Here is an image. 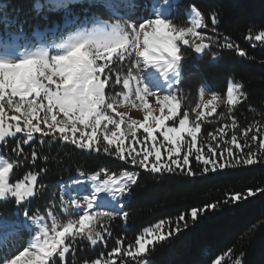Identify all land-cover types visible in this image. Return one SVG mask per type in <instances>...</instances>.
I'll return each instance as SVG.
<instances>
[{
	"label": "snow or ice",
	"instance_id": "obj_1",
	"mask_svg": "<svg viewBox=\"0 0 264 264\" xmlns=\"http://www.w3.org/2000/svg\"><path fill=\"white\" fill-rule=\"evenodd\" d=\"M161 2L167 3L168 0ZM55 3L57 6H64L65 0H55ZM153 3L155 4L156 0H153ZM108 6L113 9L114 14L127 17L137 16L139 11L138 0H108ZM192 11L195 16L191 27H175L168 19L160 17L158 11L151 13L155 18L140 17L138 26L137 23H129L127 19H95L72 26L58 42L53 40L50 43L20 49L15 57L0 55V141L22 133L26 139L13 150L19 151L20 147L33 140L35 134H41L70 143L80 150L99 152L102 148L104 153L121 161H130L133 166L161 174L179 172L194 176L192 157L204 166V173L209 171L208 166L213 170L224 169L229 166V162L254 164L251 149L245 153L243 144L237 142L238 137L235 134L230 140H226V129L218 130L219 135L211 137L213 141L219 139L223 143H210L206 150H202L203 145L198 144L197 135L201 131L200 121L206 117V112H196L193 121H190L187 111L183 112L181 117L178 115L179 103L176 95L169 93L161 96L159 90H150L144 83L141 73L150 65L180 75L183 59L180 54V42L185 46L190 45L195 53H201L209 46L203 43L206 39L204 33L198 31L206 27L205 18L195 8ZM216 24L217 20L213 17V32L216 31ZM188 37L192 39L189 40ZM207 39L212 40L211 37ZM255 40L264 42V31L259 32ZM223 47L232 49L233 45L229 43ZM235 51L241 56L246 55L239 47L235 48ZM115 60H127L128 67L122 75L117 73L115 85L122 83L123 91L113 96H124L128 99L135 94L137 103L134 107L138 106L143 112V119L129 118L118 109H110L115 115L101 114L103 109L100 104L106 99V85L112 84L109 66H114ZM40 97H44L48 102L47 115L43 114V105L36 106ZM149 97L156 98L159 115H154L156 106L149 104ZM240 97L241 85L229 83L228 105L238 103ZM69 101H72L71 106ZM216 101L217 96L213 94L205 108L211 105L210 111L215 112ZM7 110H11L13 115L9 116ZM228 110L231 112V107ZM126 116L128 119H125ZM175 120H178V126L166 124V121ZM141 129L142 133L139 131ZM261 131L264 132V128ZM157 132L162 139H158ZM244 136L246 140L249 138L248 130H245ZM251 139L255 140L256 137L251 136ZM259 143L264 147V140ZM32 157H37L35 151L32 152ZM13 164L14 162L8 160L0 162V199L11 198L23 207L27 200L34 198L33 186L38 181V175L30 172L26 179L13 183L10 179ZM102 175L106 178H102ZM87 179L91 181V193L83 197L87 202V214L85 204L82 206L76 202L78 199H73L70 205L83 214L79 215L78 220H69L59 230L54 222L51 228L44 225L42 221L46 217L43 215L30 214L25 209L24 217L40 225V231L27 247L18 251V254H13V251L22 242L25 230L30 231L28 225L0 220V264H52L56 256L61 259L66 257L70 244L77 237H86L92 246L104 241L105 235H110L105 221H111L122 210L103 211L98 222L92 215L93 209L100 206L102 200L115 202L129 193L130 185L138 179V173L126 170L117 176L101 168ZM244 198L246 197L240 194L229 197L234 201ZM217 207V204H206L199 209L193 207L190 216L195 222L198 216ZM113 208L115 209L114 203ZM123 215L127 217L128 213L124 212ZM187 215L189 214L184 213L178 217L176 228L170 230L169 234L181 231L180 222H184L185 228L188 227ZM163 227L164 221H161L155 228L145 229L151 239L139 236L135 240V253L125 252L121 247H116L114 252L135 259L136 254L145 252L146 244L166 239L164 235L159 234ZM91 264L101 262L97 259ZM115 264L122 262L117 260ZM237 264H240V261H237Z\"/></svg>",
	"mask_w": 264,
	"mask_h": 264
},
{
	"label": "trees",
	"instance_id": "obj_2",
	"mask_svg": "<svg viewBox=\"0 0 264 264\" xmlns=\"http://www.w3.org/2000/svg\"><path fill=\"white\" fill-rule=\"evenodd\" d=\"M171 7L166 18L175 27L185 23L190 9L200 11L206 25L203 43L209 45L198 56L193 48L179 43L183 59L176 86L178 115L182 117L185 111L191 115L187 98L198 89L216 94L219 104L213 115L200 121L198 144L206 150L210 143H223L219 139L213 141L211 137L218 136V130L226 129L225 139L230 140L235 134L245 153L251 149L255 163L229 162L228 167L218 170L208 166L209 171L204 173V166L192 157L194 176L179 172L161 174L133 166L130 161H121L104 153L102 148L99 152L80 150L70 143L41 134H35L33 140L19 151H13L26 137L22 133L9 137L0 142V153L4 158L16 157L15 162L11 158L14 162L11 181L23 180L30 172L38 175L33 186L34 198L27 200L23 207H16L14 200L0 202V217L14 221L22 218L25 209L30 214L46 215L52 207L51 202L60 197L56 184L77 174L89 176L101 168L116 175L126 170L138 173L120 214L111 221L105 219L110 235H105L104 241L95 246L76 240L70 244L66 257L56 256L52 264H91L97 259L104 264H115L117 260L122 264H141L142 261L149 264H237V261L240 264H264V191H257L264 190V147L259 143L264 140L261 131L264 128V42L255 40V36L264 31V0H171ZM83 9H86L85 0L69 1L58 9L48 0H0V16L7 19V22L0 21V40L15 31L27 37L35 32H45L55 23L61 25L66 17L80 16ZM213 17L217 20L215 32L212 31ZM229 43L233 45L232 49L223 47ZM237 47L246 55H239L235 51ZM229 83L240 84L242 91V97L231 107V112L226 104ZM245 130L250 133L247 140ZM33 151L37 153L35 159ZM249 192L253 194L248 195ZM236 194L246 198L229 199ZM206 204H217L218 207L201 214L193 222L191 208L199 209ZM124 212L128 213L127 217ZM15 213L20 215L13 216ZM184 213L189 214L186 217L188 227L180 222L181 231L169 234ZM161 221H164V227L159 234L166 239L155 240L147 246L145 253L136 254L133 259L114 252L116 247H121L125 252L135 253V240L145 229L154 228Z\"/></svg>",
	"mask_w": 264,
	"mask_h": 264
},
{
	"label": "rangeland",
	"instance_id": "obj_3",
	"mask_svg": "<svg viewBox=\"0 0 264 264\" xmlns=\"http://www.w3.org/2000/svg\"><path fill=\"white\" fill-rule=\"evenodd\" d=\"M69 1L82 2L84 0H78V1L65 0L64 6H66L67 2H69ZM85 1H86V9H83V12L80 16L75 15V16H71V17H66L63 20V23L61 25L55 23L53 25L54 27L52 29H47L45 32H35L31 37H27V36L22 35L21 33L16 32V31L9 33L8 35H6L4 40H0V55H10V56L15 57L18 55L20 49L35 47V46L42 44V43H50L53 40L58 42L59 39L64 34H66L67 30L69 28H71L72 26L78 25V24H84L86 22H90V21H93L95 19H108L109 21H115L117 19H120L123 21L124 19H127L129 23H137V26H138V22H141L140 17L148 18V19L155 18L154 15H151V17H147L146 12L141 13L142 7H145L146 9L150 8L148 1H150L151 5H152V10L150 9L151 13L158 11L159 16L162 18H166V15L170 12V10L172 8L171 7V0H168L167 3H162L161 0H156L155 4L153 3V0H138V2H139L138 15L132 16V17H127V16H124L121 14H114L113 9L108 6V0H85ZM48 3L51 5H54L55 9L62 7V6H57L55 3V0H48ZM37 7H40V6L38 5ZM192 9H190L187 12L186 21H185V23H181V24H183L181 27H191L192 26V21H193L194 16H195V13L192 11ZM0 21L1 22L2 21L7 22V19L2 18L0 16ZM203 30H205V29L204 28L198 29V31H201V32H203ZM205 37H206V35H205ZM142 39L143 38L141 37V41H142ZM188 39L191 40L192 38L188 37ZM203 42H205V41H203ZM187 47H191V46L189 45ZM141 62H142V58H141ZM109 67L111 68L110 75L112 77V84L106 85V90H107L106 99L104 100L103 103L100 104V108L103 109V112L101 114L107 113V114L115 115L114 113H111L110 109H118L116 106L119 103H121V102L127 103L129 101H132V102H134L133 103V107H134L136 105L137 101H136L135 94H133L128 99H125L124 96H121L118 98L113 96L116 93L123 91L122 83L119 86L115 85V78H116L117 73H120L122 75L123 73L126 72L127 67H128V61L126 60L124 62H120L118 60H115L114 66L110 65ZM148 68H149V70L146 68L143 70V72L141 74H142V76H144L145 85L150 90H153V91L159 90V93L161 96L169 94V93L174 94V95L177 94L176 86H177V83L180 79V75L178 76L177 73L164 71V74H166V73L167 74L164 75V79L161 82H158V80L156 79L154 74H152L150 67H148ZM226 96H227V94H226ZM211 98H212V94L208 93L204 89H198L193 94V96H188L187 107L191 108V111H192L191 115H189V116L194 117L193 119L191 118L192 120L189 117L190 121L195 120L196 112H198V111H205L206 116H211L215 113V112L210 111V109L212 107L211 105H208V107L205 108V104ZM148 100H149L150 105L156 106V111L154 112V115H159L160 114L159 113V106L156 105V98L155 97H149ZM239 100H240V98H238V102H239ZM177 102H178V98H177ZM218 104H219V101L217 99L216 108H217ZM226 104L228 107H232L235 105L234 104V105L229 106L227 103V98H226ZM40 105H43V110H44L43 114L47 115L48 102L44 97H40L36 101V106L39 107ZM118 110L121 111L122 109H118ZM7 111H8L9 116L13 115L11 110H7ZM164 112H165V114L167 113V108L164 109ZM128 116H131L133 119H143V112L140 109L133 108L129 112ZM128 116H126L125 119H128ZM204 119H202V121ZM166 124H168L169 126H178V120L166 121ZM139 131H140V133H142V129ZM156 135H157L158 139H162V137L159 136V132H157ZM186 139H190V138L186 137ZM0 155H1V153H0ZM11 158L14 160V162L16 161L15 156H12L10 158L9 157L4 158L1 155L0 156V162H2L4 160H8L9 162H12ZM26 177H27V175L23 179H26ZM87 177L88 176H85L82 174H77L73 177L67 178L66 180L60 181L56 184L57 188L60 191V197L58 198V200L56 202L55 201L51 202L52 207L50 208L49 212L46 215H44V217H46V219L44 221H42V223L44 225H46L48 228H51L52 223L54 222L57 225V228L59 230L60 227H62L63 224H66L69 220H73V219L78 220L79 215H82L83 213H82V211L76 209L75 206L70 205V203L73 202V199H78L76 202L81 203L82 206H84V204H85V214H87V202L83 200V197L85 195H90V193H91V181H89L87 179ZM102 178H106V177H103V175H102ZM126 195H127V193L124 194V196H122L120 199H118L115 202H112L110 200L100 201V206L98 205L97 208L93 209L92 215L94 217H96L98 222H99L101 219V214L103 211L121 210V206H122L125 198L127 197ZM10 200H12V199L11 198L0 199V202H9ZM14 203H15L16 207L19 205L15 201H14ZM113 203L115 204V209L113 208ZM16 215H20V214L15 213L13 216H16ZM106 218L107 217L105 216L104 219H106ZM23 219L25 221L24 223H22ZM0 220L5 221V222L14 221L13 218H5L4 216L0 217ZM15 223L27 224L29 229H30V231L28 229L25 230L24 236L22 238V242L19 244L18 248L13 251V254H18V251H22L23 247L28 246L32 242L33 237L36 235L37 232L40 231V225L36 224L35 221H33V220H29V219L25 218L23 214H22V218H20V221H16ZM151 229H153V228H151ZM151 229H149V230H151ZM141 236H145V239H151V237H149L145 231L142 233ZM27 240L29 241V244H26L25 241H27ZM76 240L78 242H85V241L89 242V241H87L86 237H77L75 239V241ZM148 245H150V244L145 245V251H146V248ZM135 252H136V250H135ZM138 254H143V253H138ZM53 264H55V263L53 262ZM101 264H104V263L101 262ZM106 264H109V262H107ZM141 264H149V263L146 261H142Z\"/></svg>",
	"mask_w": 264,
	"mask_h": 264
},
{
	"label": "bare ground",
	"instance_id": "obj_4",
	"mask_svg": "<svg viewBox=\"0 0 264 264\" xmlns=\"http://www.w3.org/2000/svg\"><path fill=\"white\" fill-rule=\"evenodd\" d=\"M74 1H78V0H74ZM148 4H149V6H150V8H148V9H146L145 7H142V10H141V13H144V12H146V15H147V17H151V10H152V5H151V3H150V1H148ZM151 9V10H150ZM150 67V69H151V72H152V74H154V76L156 77V79L158 80V82H161L163 79H164V75H166V74H164V70H163V68H158V67H156V66H149ZM148 70H149V68H147ZM168 79V78H167ZM154 82V81H153ZM26 242V244H29V241L27 240V241H25ZM24 243V242H23ZM25 246V245H24ZM25 247H27V246H25Z\"/></svg>",
	"mask_w": 264,
	"mask_h": 264
},
{
	"label": "clouds",
	"instance_id": "obj_5",
	"mask_svg": "<svg viewBox=\"0 0 264 264\" xmlns=\"http://www.w3.org/2000/svg\"><path fill=\"white\" fill-rule=\"evenodd\" d=\"M97 99L99 100V97H98ZM133 103H134V102H132V101H129V102H127V103H125V102H121V103H119L116 107H117L118 109H122L121 112H122L123 114L128 115L129 112H130L133 108L139 109L138 106H137V107H133ZM68 104H69V106H71V105H72V101H69ZM129 118H131V116H129Z\"/></svg>",
	"mask_w": 264,
	"mask_h": 264
},
{
	"label": "water",
	"instance_id": "obj_6",
	"mask_svg": "<svg viewBox=\"0 0 264 264\" xmlns=\"http://www.w3.org/2000/svg\"><path fill=\"white\" fill-rule=\"evenodd\" d=\"M204 44H205V43H204ZM206 49H207V48H206ZM206 49L202 50L201 53H195V51H194V54L200 56V55H202V54L206 51Z\"/></svg>",
	"mask_w": 264,
	"mask_h": 264
}]
</instances>
